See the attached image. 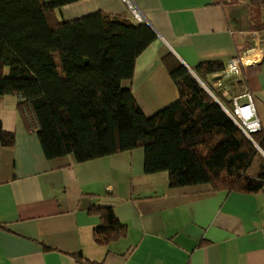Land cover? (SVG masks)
Wrapping results in <instances>:
<instances>
[{"label":"crops","instance_id":"0c3cea01","mask_svg":"<svg viewBox=\"0 0 264 264\" xmlns=\"http://www.w3.org/2000/svg\"><path fill=\"white\" fill-rule=\"evenodd\" d=\"M133 1L156 39L121 86L146 114L178 98L162 59L169 52L224 107L249 90L264 130V18L254 21L249 7L264 0ZM96 11L133 18L121 0H77L55 15L68 21ZM245 56L253 63L226 80L228 90L214 86L218 72L194 71L202 61ZM17 101L0 95L1 125L14 134L13 144H0V264H264V192L171 187L167 171H144L142 147L83 162L72 154L48 158ZM103 207L125 233L100 243Z\"/></svg>","mask_w":264,"mask_h":264},{"label":"trees","instance_id":"16d2710c","mask_svg":"<svg viewBox=\"0 0 264 264\" xmlns=\"http://www.w3.org/2000/svg\"><path fill=\"white\" fill-rule=\"evenodd\" d=\"M74 1L0 0V95L18 98L20 117L36 130L46 157L72 154L83 162L142 147L144 171H167L171 187L264 192V130L250 140L169 52L162 59L178 98L146 114L121 81L132 78L155 32L129 15L101 11L58 21L56 9ZM222 68L219 60L202 61L194 71L202 77ZM13 141L0 122V144ZM257 157L258 172L247 174ZM100 211L98 242L125 233L111 208Z\"/></svg>","mask_w":264,"mask_h":264},{"label":"built area","instance_id":"2783aa9c","mask_svg":"<svg viewBox=\"0 0 264 264\" xmlns=\"http://www.w3.org/2000/svg\"><path fill=\"white\" fill-rule=\"evenodd\" d=\"M121 1L126 5L128 11L136 21L143 22V16L140 14L133 0ZM256 33V31L253 32V34ZM252 63V59L249 56L227 60L222 70L214 77V86L228 90V86L225 84L226 80L239 76L243 66ZM224 108L245 135L250 137L251 132L263 130L255 112L252 94L249 90L245 89L238 96L231 98L230 110L226 109V107Z\"/></svg>","mask_w":264,"mask_h":264},{"label":"rangeland","instance_id":"374dc122","mask_svg":"<svg viewBox=\"0 0 264 264\" xmlns=\"http://www.w3.org/2000/svg\"><path fill=\"white\" fill-rule=\"evenodd\" d=\"M249 7L251 9V16L253 17L254 21L259 20L260 18H264V4L252 2L249 4ZM227 107H230L227 104ZM260 163V158L257 157L253 164L247 169V174L254 175L258 172V164Z\"/></svg>","mask_w":264,"mask_h":264},{"label":"water","instance_id":"95a60500","mask_svg":"<svg viewBox=\"0 0 264 264\" xmlns=\"http://www.w3.org/2000/svg\"><path fill=\"white\" fill-rule=\"evenodd\" d=\"M188 69V68H187ZM188 71H190L189 69H188ZM191 72V74L197 79V77H196V75L192 72V71H190ZM198 80V79H197ZM199 81V80H198ZM199 83L201 84V82L199 81ZM202 85V84H201ZM203 86V85H202ZM204 87V86H203ZM205 88V87H204ZM208 91V90H207ZM209 92V91H208ZM209 94L215 99V101L223 108V109H225L224 107H223V105L216 99V97L215 96H213L210 92H209ZM249 139L251 140V138L249 137ZM257 148L259 149V147L257 146ZM259 151L261 152V154L264 156V153L259 149Z\"/></svg>","mask_w":264,"mask_h":264}]
</instances>
